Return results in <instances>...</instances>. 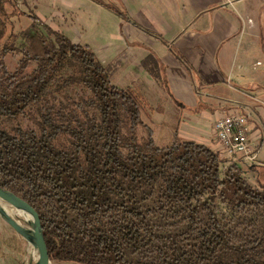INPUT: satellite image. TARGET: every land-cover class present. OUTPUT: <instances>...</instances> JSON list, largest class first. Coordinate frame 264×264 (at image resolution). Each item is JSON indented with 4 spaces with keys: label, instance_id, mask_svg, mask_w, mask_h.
Returning a JSON list of instances; mask_svg holds the SVG:
<instances>
[{
    "label": "trees",
    "instance_id": "obj_1",
    "mask_svg": "<svg viewBox=\"0 0 264 264\" xmlns=\"http://www.w3.org/2000/svg\"><path fill=\"white\" fill-rule=\"evenodd\" d=\"M20 1L0 0V53L20 58L15 70L0 60V186L39 212L51 259L264 264V183L177 127L160 133L142 89L116 85L90 45ZM17 15L31 28L14 33ZM143 65L161 80L152 55ZM70 85L89 95L56 96ZM20 116L39 129L2 128Z\"/></svg>",
    "mask_w": 264,
    "mask_h": 264
},
{
    "label": "crops",
    "instance_id": "obj_2",
    "mask_svg": "<svg viewBox=\"0 0 264 264\" xmlns=\"http://www.w3.org/2000/svg\"><path fill=\"white\" fill-rule=\"evenodd\" d=\"M25 7L90 45L116 85L138 84L160 133L177 127L183 139L217 150L216 120L245 111L257 149L252 165L264 166V0H26ZM150 55L161 80L143 65ZM129 77L138 83H119ZM0 264L22 263L11 252Z\"/></svg>",
    "mask_w": 264,
    "mask_h": 264
},
{
    "label": "rangeland",
    "instance_id": "obj_3",
    "mask_svg": "<svg viewBox=\"0 0 264 264\" xmlns=\"http://www.w3.org/2000/svg\"><path fill=\"white\" fill-rule=\"evenodd\" d=\"M23 1H20V8L25 10L28 14H34L32 11L25 7ZM9 11H12V8L9 7ZM12 21L14 22V33H20L23 30H27L31 28V19L24 15H17L12 17ZM264 21V17H263ZM42 22H46L43 21ZM47 23V22H46ZM53 28H57L55 24H50ZM19 57L15 56L12 53L9 54H1L0 60L3 61L6 67L10 70H15L19 63ZM36 66V64H32V67ZM70 71V70H69ZM130 78V77H129ZM122 78L119 80L120 84H124L131 80H136V84L138 83V79L136 77L132 78ZM138 86V84L136 85ZM89 92L81 85H70L63 90L62 93H56V96L65 102H79L81 97L88 96ZM148 107H150V103L148 102ZM32 111L33 107L30 108ZM150 109V108H149ZM144 120L146 122H151L149 119L148 112L144 114ZM21 125L23 128H33L38 130L37 124L28 117L20 116L17 119L4 118L2 121V128L5 130L12 131L17 126ZM220 145V144H219ZM221 147V146H220ZM217 148L221 152V148ZM222 157L224 159L229 160V163L238 162L240 166L246 171L245 177L249 180L253 185H257V179H260L261 182L264 183V166H258L255 171H252L251 166L254 161H248L245 158H237L232 159L226 156L221 152ZM221 213H225V207L222 206L219 210ZM24 223V222H23ZM24 225L28 228H31L30 224L24 223ZM11 252H14L15 256L20 258V262L22 264H36L38 262V255L35 253L33 247H31L21 236H19L15 230L4 220V218L0 215V255L3 257L10 256ZM9 254V255H8ZM53 264H81L77 262H60L53 260Z\"/></svg>",
    "mask_w": 264,
    "mask_h": 264
},
{
    "label": "water",
    "instance_id": "obj_4",
    "mask_svg": "<svg viewBox=\"0 0 264 264\" xmlns=\"http://www.w3.org/2000/svg\"><path fill=\"white\" fill-rule=\"evenodd\" d=\"M6 206L10 207L11 214ZM0 215L4 220L38 253L36 264H53L44 236L42 220L39 212L29 202L16 193L0 186ZM30 217L32 220H28ZM30 224L28 228L24 223Z\"/></svg>",
    "mask_w": 264,
    "mask_h": 264
},
{
    "label": "built area",
    "instance_id": "obj_5",
    "mask_svg": "<svg viewBox=\"0 0 264 264\" xmlns=\"http://www.w3.org/2000/svg\"><path fill=\"white\" fill-rule=\"evenodd\" d=\"M214 129L221 152L226 156L232 159L245 158L252 162L256 160L257 149L250 138V117L245 111L235 108L224 112L216 120ZM261 133L263 137L264 131Z\"/></svg>",
    "mask_w": 264,
    "mask_h": 264
},
{
    "label": "bare ground",
    "instance_id": "obj_6",
    "mask_svg": "<svg viewBox=\"0 0 264 264\" xmlns=\"http://www.w3.org/2000/svg\"><path fill=\"white\" fill-rule=\"evenodd\" d=\"M6 208L9 210V212H10L11 214H14V211H13L10 207L6 206ZM27 218H28L29 221L32 220L30 217H27ZM33 249H34V248H33ZM34 251H35V253L38 255L36 249H34ZM38 256H39V255H38Z\"/></svg>",
    "mask_w": 264,
    "mask_h": 264
}]
</instances>
